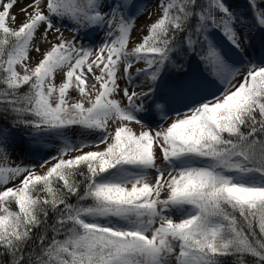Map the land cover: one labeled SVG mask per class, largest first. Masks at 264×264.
Segmentation results:
<instances>
[{
  "label": "snow or ice",
  "instance_id": "1",
  "mask_svg": "<svg viewBox=\"0 0 264 264\" xmlns=\"http://www.w3.org/2000/svg\"><path fill=\"white\" fill-rule=\"evenodd\" d=\"M20 2L0 0V160L36 163H0V264H264V0H157L131 50L147 2Z\"/></svg>",
  "mask_w": 264,
  "mask_h": 264
},
{
  "label": "rangeland",
  "instance_id": "2",
  "mask_svg": "<svg viewBox=\"0 0 264 264\" xmlns=\"http://www.w3.org/2000/svg\"><path fill=\"white\" fill-rule=\"evenodd\" d=\"M27 2V0H21L20 3H18L16 5V7L13 9V12L20 16V13H19V8L22 6L23 3ZM144 2H147L149 4V10L144 12L143 14H138L135 18V21H134V27H133V30L130 34V38H129V43H128V49L131 50L133 47H135L137 44L141 43L142 40H143V36L147 34V30H148V27L149 25L154 22L157 18H158V15L160 14L159 12V9H157L155 7L156 3H157V0H137V3L143 7V3ZM230 3L232 5L233 8H237L240 10V6H241V0H230ZM149 12H151V16H149ZM23 17L21 16V19ZM18 23V22H17ZM64 34L66 37H70L71 36V33L67 30H64ZM93 36H96L97 38V42H99L100 38L103 36V33H100V34H96V33H93L92 34ZM37 37H39V33H37ZM48 45H43V47H47ZM38 59V55L36 52H31L30 53V59L27 61L28 65L31 67V66H34L36 61ZM142 67H145V65L140 62V63H134L133 64V68L131 69V71L133 73H135V70L137 68H142ZM122 69H123V66H122ZM121 69V71H122ZM18 70H21L18 66ZM62 76H63V73L58 71L56 73V78H55V82L57 84H59L62 80ZM124 86V82L121 81V87ZM71 97L73 99H75L77 97V93L76 92H71L70 93ZM117 99H121L122 102H125L123 101V98H122V94L121 95H118L116 97ZM109 125L110 127H114L115 124L114 122L112 121H109ZM137 129H138V126H136ZM69 135L71 136V138L75 141V140H78V139H94L93 136H87V137H82L80 136L79 134V129H74L71 133H69ZM60 147V143L59 141H54L53 143L49 144L45 150V156L47 155H55L56 154V151L57 149ZM0 163H3L5 164L6 166H14L16 164H24V165H28V164H31V163H36L35 159L32 158V156L26 152L25 150V147L23 144H20L17 146L16 148V151L12 153L11 157L7 160V161H3V160H0ZM159 163V161H158ZM151 176L152 177H155V172H152L151 173ZM19 183V180H15L14 182H10L7 186L9 187H14L15 184H18Z\"/></svg>",
  "mask_w": 264,
  "mask_h": 264
},
{
  "label": "trees",
  "instance_id": "3",
  "mask_svg": "<svg viewBox=\"0 0 264 264\" xmlns=\"http://www.w3.org/2000/svg\"><path fill=\"white\" fill-rule=\"evenodd\" d=\"M240 11L245 12V13H248V4H247V0H241ZM192 67H193V69L196 70V71H199V70H200L199 67H198V64H197V62L195 61L194 58H193V60H192ZM69 202L75 204V203L77 202V198H76V197H71V198L69 199ZM87 203H90V201H88ZM238 222H239L240 224H243V220H242V218L238 217ZM255 223H256V222H254V224H255ZM256 231H257V232L259 231V230H258V227L256 228ZM247 259L252 260L253 258L249 256V257H247ZM230 260H231V258H229V261H230Z\"/></svg>",
  "mask_w": 264,
  "mask_h": 264
}]
</instances>
